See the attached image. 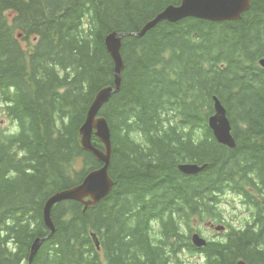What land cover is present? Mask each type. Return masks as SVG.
I'll list each match as a JSON object with an SVG mask.
<instances>
[{"label":"trees","instance_id":"trees-1","mask_svg":"<svg viewBox=\"0 0 264 264\" xmlns=\"http://www.w3.org/2000/svg\"><path fill=\"white\" fill-rule=\"evenodd\" d=\"M180 2L0 0V108L13 124L0 130V264H26L33 241L49 234L45 201L102 166L81 148L79 131L97 93L113 86L106 36L139 32ZM120 52V90L99 112L114 186L84 211L56 204L55 233L31 264H178L182 252L196 253L194 223L221 222L228 192L250 218L207 243L204 264H264V0H250L236 22H162L124 38ZM213 96L234 149L208 128ZM92 145L103 148L95 136ZM182 163L207 168L185 176Z\"/></svg>","mask_w":264,"mask_h":264},{"label":"water","instance_id":"water-1","mask_svg":"<svg viewBox=\"0 0 264 264\" xmlns=\"http://www.w3.org/2000/svg\"><path fill=\"white\" fill-rule=\"evenodd\" d=\"M249 8L250 0H181L179 5L165 7L152 20L147 22L139 32H113L106 36L105 47L114 65L113 86L103 88L97 93L88 109L85 122L79 131L81 148L91 153L102 166L90 171L80 184L56 192L45 201L42 216L43 222L49 230V234L44 238H36L33 241L26 264H31L42 243L49 240L55 233V227L51 219V210L56 204L64 201L79 202L83 205L84 211L86 208L95 206L105 199L114 186V181L108 173L112 157L110 129L107 121L103 117H98V113L103 105L120 90L122 81L121 73L124 69V61L120 52L122 40L127 37L141 38L146 32L154 29L162 22L173 24L188 18L211 23L236 22L241 19L242 14L247 12ZM258 63L264 68V59H260ZM212 101L213 114L207 120L208 128L211 130L218 144L229 149H234L236 142L231 134L232 127L228 120L226 110L216 96L212 97ZM93 136L101 142L102 150L92 145ZM206 168V164L201 166L192 163H182L177 166L178 171L185 176L197 175ZM222 229V227L216 228L218 231ZM90 236L96 250L99 251L100 244L96 235L90 233ZM191 242L196 248H202L206 245V241L197 233L192 235ZM238 264L245 263L238 262Z\"/></svg>","mask_w":264,"mask_h":264},{"label":"rangeland","instance_id":"rangeland-1","mask_svg":"<svg viewBox=\"0 0 264 264\" xmlns=\"http://www.w3.org/2000/svg\"><path fill=\"white\" fill-rule=\"evenodd\" d=\"M30 45L33 44L34 40H29ZM27 45L26 42L23 43ZM264 59V57L260 58ZM259 59V60H260ZM258 60V62H259ZM259 64V63H258ZM98 117H102L98 113ZM0 130H7L11 132L13 130V124L9 122L2 113L0 108ZM219 216L221 218L220 226H224L226 229L223 231H215L214 228H209V222L214 221L213 219H206L205 221L199 223H194V228L198 230L199 234L202 235L206 241H217L222 240L225 237V234L229 231V226L241 228L246 218H250V211L246 209V206L243 204L242 199L238 196H234L232 193L228 192L224 197L221 198V205L219 208ZM201 253L190 254L188 252H182L178 259V264H202L203 258ZM100 259H103V255L100 256Z\"/></svg>","mask_w":264,"mask_h":264},{"label":"flooded vegetation","instance_id":"flooded-vegetation-1","mask_svg":"<svg viewBox=\"0 0 264 264\" xmlns=\"http://www.w3.org/2000/svg\"><path fill=\"white\" fill-rule=\"evenodd\" d=\"M212 225V224H211ZM261 248H264V247H261ZM201 252V251H200ZM201 254H202V252H201ZM238 263V261L236 262V264ZM245 264H247L246 262H244ZM202 264H204V261H203V263ZM261 264V263H260Z\"/></svg>","mask_w":264,"mask_h":264},{"label":"bare ground","instance_id":"bare-ground-1","mask_svg":"<svg viewBox=\"0 0 264 264\" xmlns=\"http://www.w3.org/2000/svg\"><path fill=\"white\" fill-rule=\"evenodd\" d=\"M95 132V131H94Z\"/></svg>","mask_w":264,"mask_h":264}]
</instances>
